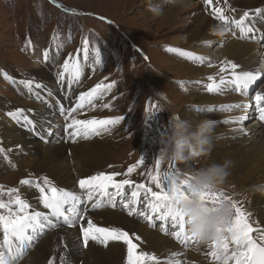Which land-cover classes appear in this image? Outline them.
<instances>
[{"label":"rangeland","instance_id":"1","mask_svg":"<svg viewBox=\"0 0 264 264\" xmlns=\"http://www.w3.org/2000/svg\"><path fill=\"white\" fill-rule=\"evenodd\" d=\"M195 1L200 3L198 12L210 18L214 17L212 15L213 6L224 8L225 15L233 19H238L235 13L242 15L243 11H250L252 15L245 23L250 22L253 31H257L256 35L253 31L243 34L240 31H235L231 33L233 36L229 39L235 38L236 40L238 38L241 40L248 36L252 40L255 39L253 42H256L253 45H257L259 42L264 44V33L262 35L259 29L262 25L259 22L264 24V13L256 15L253 11L256 8L264 9V2L257 4L256 8L245 9L243 6L245 0H213L212 6L205 4V13L202 2ZM175 4L177 3H173L171 0H55V2L53 0H0V115L8 117L9 107L4 102L16 105L24 109L25 115L33 122L28 127L18 124L24 129L23 132L33 133L32 135L45 144L58 143L63 141L62 137L66 135V131L63 135L60 134L64 126L63 123L61 126L59 125L60 114H62L63 108L72 102L76 91L87 92L97 84H113L111 91L107 94V98L112 103L104 112H100L101 110L97 108L99 103L97 98L91 105L85 104L84 107H96V115H94L96 118L99 115H101V119L115 116L124 117L119 124L122 131L126 133L124 135L125 142H122L123 146L109 153L107 163L109 166L121 168L124 173L127 172L129 166H136L128 177L131 179L141 177L138 181L149 182L147 174L149 171L153 173L155 170L156 172V160L161 147V139L170 130L171 115L178 113L182 117L184 110L196 113L199 108H202L194 107V104L191 105L187 100L193 84L188 83L189 88L186 87L187 70L191 66L210 67L212 61V59L208 60L205 56L197 53L195 56L203 57L202 61L168 50L169 47L177 49L182 47L183 50L189 48L187 45L188 36L195 30L193 26L188 33L180 34V45L172 43L171 30L177 29L178 25L170 24V21L166 22V13ZM59 5H63V7ZM153 7L160 9L159 14H155L151 10ZM181 10L178 9L176 14L179 13L182 16L184 12ZM191 11L187 13L188 15L186 14L187 21L194 20L191 17H194L195 10ZM214 20L218 24L221 22L215 17ZM232 28L238 29L235 24L229 22L225 29L229 31ZM85 41H87L86 45ZM209 42L207 41L208 44L218 47L221 46L220 43L223 40L215 39ZM85 47L88 49L86 59L83 57L82 51ZM78 49L81 50L78 56L82 65L81 74L75 78L71 73H66L61 78L57 71L63 68L65 60L77 55ZM45 52H47V60L44 58ZM180 56L186 61L177 58ZM213 69L216 71L218 68ZM27 79L34 82V88L31 90L19 83L20 80ZM35 84H41L43 87L35 88ZM206 84L203 83L202 88L205 89ZM232 91L229 88L213 93L224 96ZM248 98L250 100L251 95ZM2 103L6 108L2 106ZM228 106L221 110L229 111L230 107ZM249 114L253 117V113ZM49 115H51L49 124L45 125ZM234 119L229 117L222 123L228 126L238 125L237 120ZM10 121L13 125L17 124L11 118L8 122L10 123ZM2 128V135L0 128V148L4 149V153L0 154V186L6 190L18 188L20 195L30 201L31 187L21 185L22 179L38 180L47 175L54 184H56V180L50 174L35 175L36 172L25 167V163L29 159H17L16 156L14 159L8 146L7 137H5L8 132L5 126ZM82 139L77 138L74 142H79ZM113 140L118 142V139ZM25 151L27 153L23 154L28 155V150ZM67 154L71 156L70 150ZM142 158L143 163H138ZM204 158L210 159L206 156L201 157L195 163L198 166H206L211 163ZM13 160L16 163L11 165L6 163H11ZM71 162H73L72 158ZM3 163L8 165L4 169L1 165ZM175 165L178 169V176H180L179 172L184 165ZM169 166L170 164L161 162L159 170H163L164 173L169 170ZM161 182L166 183L163 179ZM225 188L235 192L234 198H231L242 210L246 209L252 214L251 218L248 217L249 223L264 229V222L260 219L259 210L253 202L252 190L232 176L228 177ZM132 191L133 189L130 188V192ZM76 193L80 194L81 192ZM81 205H79L80 208L83 207ZM142 221L150 225L143 218ZM159 223L153 228H157ZM48 230L46 229L45 232ZM135 233L136 235L140 234L138 231ZM163 233L169 236L164 231ZM2 241L0 239V243ZM109 243L110 247L112 243ZM108 246L100 245L105 251ZM125 251L124 248V256H126ZM28 254L30 255L29 251L24 256ZM123 264H125V260Z\"/></svg>","mask_w":264,"mask_h":264},{"label":"bare ground","instance_id":"2","mask_svg":"<svg viewBox=\"0 0 264 264\" xmlns=\"http://www.w3.org/2000/svg\"><path fill=\"white\" fill-rule=\"evenodd\" d=\"M262 2L264 0H245L243 6H245V9L251 7L256 8V5ZM203 6L205 7L204 2H202ZM198 7H200V3L195 0H182L172 6L166 13V22L170 21V24L175 23L178 25L177 29L171 30L173 34L172 43L180 45V34L188 33L194 26L195 30L188 36L187 45L189 48H185V50L195 55L196 53L203 55L208 60L212 59L211 65H209L210 67L191 66L187 70L185 75L186 87L189 88L188 83H193L187 100L191 105L194 104V107L198 106V108H202H199L196 113L194 111L184 110L182 118L200 119L207 117L215 121V131L222 133V135L219 138H213L210 152L206 156L210 157V159H204L211 163H221L225 159H232L234 161L230 176L237 178L238 181H242L245 187L252 190L254 205L258 208L259 217L264 222V192L256 191L253 188V186L264 185V123L259 122L252 115L250 116L249 113L254 112V105H252L253 101L248 98L254 91L264 89V77L262 75L254 85L250 86L246 93L232 91L221 96L213 92H208L204 87L202 88L203 83L209 82V76H215L218 81L221 75L229 74L220 73L221 62L225 60H230L238 64L240 66L238 71L251 70L264 73V44L263 42H259L257 45H253L256 42H253L255 39L252 40L248 36L241 38V40H238V38L236 40L235 38L233 40L229 39L233 36L231 35L232 32L240 31L241 33V30H238L239 28H232L229 31L226 30L225 24H220L221 22L218 24L214 20V17H211V19L203 13H199ZM178 9H182L181 11L184 12L182 16L179 13L176 14ZM190 10H195L194 17H191L194 20L190 19L193 22L187 21L188 17H186V14ZM235 16L239 19L240 15L235 13ZM259 23L262 24L258 27L263 35L264 24L263 22ZM216 25L224 27L223 35H218L212 30V27ZM253 33L256 35L257 31H253ZM215 39L223 40L220 43L221 46L217 47L207 43V41H214ZM179 49L183 50L182 47ZM84 58L83 60L86 59ZM177 58L184 60L182 56ZM259 59L260 61H258ZM215 67L218 68L216 71L213 69ZM57 72L59 76V73L63 72V68ZM255 87H257L256 90L254 89ZM110 91L111 89L104 91L102 95L96 97L99 100L97 108L101 110L100 112H104L109 107H105L104 105H110L112 103L107 98V94ZM81 92L84 91H76L72 102L68 103V106H65L62 114H60L59 125H61L60 123L64 124L60 132L61 135L65 132L66 124L71 122V118L68 117V112L76 106ZM4 103L9 107V111L15 110L18 107L10 103ZM4 103H2V106L6 108ZM238 103H245V105H248L247 109L230 107L229 111L221 110L226 109L227 105ZM95 108H78L73 115L76 119H92L96 115L97 109L95 110ZM52 114L53 112L51 111ZM34 115L36 114L34 113ZM51 115H49V119L45 122V125L49 124ZM244 115H247L248 119L242 121L236 119L238 125L231 124L228 126L222 123L223 120L229 117L235 118ZM38 117H40L39 114ZM100 117L101 115L97 119H101ZM9 119L8 117L0 115V128L1 135L3 134L2 126H5L8 132L5 137H7V141L9 142L8 146L14 159L15 156L17 159H29L25 163V167H29L36 172L35 175L50 174L56 180V186L68 191L81 192L77 188V183L80 178L85 176L98 172H117L122 174L117 179L124 177V172L121 168L110 167L107 163L109 153L123 146L122 142H125L124 135L126 133L122 131L120 124L112 126L108 131L102 132L100 136H91L87 139L83 138L79 142H74L70 139L66 132V135L62 137L63 141L45 144L32 135L33 133L29 131L23 132L22 130L24 129L20 125H13L11 121L9 123ZM241 128L244 129L243 132L240 131ZM49 130L51 131V129ZM113 139H118V142H115ZM25 150H28V155L23 154L27 153ZM69 150L71 156L67 154ZM71 158L73 162H71ZM6 163L11 165L16 162L13 160L11 163ZM7 164H1L3 166L2 169L7 167ZM126 178L131 179L128 176ZM141 182L150 183L146 182V180L138 181V183ZM153 190L156 189L153 187ZM38 195L35 187H31L30 203H32L33 208L36 210L47 211V209L43 208L42 204L37 202ZM130 196L131 192L129 189L127 197L130 198ZM141 199L143 201V198ZM78 207L80 208V206ZM82 208L80 209L82 210ZM87 218L92 219L95 224L101 227H120L128 231L130 235H136L135 231H138L140 233L138 236L141 239L136 240L134 235L133 242L139 245L140 250L156 254L162 264H168L169 260L179 261L180 264H216L207 255L211 251L207 244L194 245V243H189L187 245H179L178 243L180 242L175 240L171 234L166 236L160 226L153 228L143 222L141 217L129 216L127 210L122 208L118 200L115 208L105 206L92 209L89 204ZM253 235L257 236L259 234L255 233ZM0 239L3 240L2 233H0ZM111 243V246H108V249L106 248L107 251L95 243H91L89 247L85 248L80 241L79 224L73 226L60 224L58 227L49 229L46 232L44 231L43 234L39 235L38 240L28 250L30 255H23L21 257L22 259H18V261L20 259L21 261H17V264H48L50 259L55 261L54 264H123L126 257L123 254L124 248L127 250V246L122 242ZM173 253L176 255L173 256ZM61 257H63L64 262L61 261Z\"/></svg>","mask_w":264,"mask_h":264},{"label":"snow or ice","instance_id":"3","mask_svg":"<svg viewBox=\"0 0 264 264\" xmlns=\"http://www.w3.org/2000/svg\"><path fill=\"white\" fill-rule=\"evenodd\" d=\"M204 3L212 6L213 0H204ZM59 6L63 7V5ZM254 12L256 15H260L264 13V9L256 8ZM212 15L225 25L229 22L235 24L240 28L241 34L254 30L250 22L245 23L252 15L250 11H243L239 19H233L225 15L224 8L213 6ZM84 43L86 45L87 41ZM168 50L179 52L182 56L203 60V57H196L195 54L182 49L169 47ZM82 51L84 57L87 58V47ZM80 53L81 50L78 49L77 56ZM44 58L47 60V52H45ZM239 67L238 64L230 60L222 61L220 73L229 74L221 75L218 81L215 76H209L206 90L221 92L231 88L233 91L246 93L250 86L264 75L260 71H238ZM81 71L82 65L78 59L72 60L71 63L69 60H65L63 72L59 73V76L63 78L65 73H71L75 78H78ZM5 75L7 76V74ZM19 83L25 85L29 90L34 86L31 79L20 80ZM42 87L41 84H35V88ZM112 87L113 84H97L89 91L80 93L76 106L68 112L71 122L66 124L65 131L70 139L75 141L77 138L87 139L91 136H99L124 119L123 116L76 119L73 115L78 108H83L85 104L91 105L97 96ZM104 106L108 107L109 105ZM228 107L239 109L247 108L248 105L238 103ZM255 110L259 120L264 122V95L257 94L255 96ZM7 116L25 127L31 126L33 123L25 115V110L19 107L8 111ZM235 119L247 120L248 116L235 117ZM33 130L35 129L33 128ZM240 131L243 132L244 129L241 128ZM3 153L4 149L0 148V154ZM138 163H143V158ZM160 164L161 161L157 159L155 174L151 171L148 172L150 183H135L128 178L117 179L122 175L117 172H98L85 176L78 181L80 194L56 186L47 176L38 180L22 179L21 185L35 187L39 194L37 202L42 204L47 211L34 209L32 203L19 194L18 188L7 190L11 198L8 201L0 200V210H3L0 211V233L3 237V241L0 243V264H17L18 259L26 254L45 229H52L60 224L68 226L79 224L80 241L85 248L89 247L91 243L107 247L109 242H122L127 246L125 264H162L156 254L140 250L139 245L133 242L135 234L130 235L128 231L120 227H101L95 224L92 219L87 218L89 204L92 209L105 206L115 208L117 197H121L119 203L123 209L127 210L129 216H139L152 227H156L158 222H161L159 223L161 230L166 234H171L181 244H202L186 228V218L179 208L180 200L187 196L184 189L188 186V179L178 176L176 165L170 164L169 170L163 173V181L166 183H162ZM135 167L129 166L123 175L130 176ZM151 184H154L157 190H153ZM126 186L133 187L130 198L125 196ZM0 190H2V186H0ZM201 195L202 198H207L210 203H216L222 196L224 199H231L230 196L222 192H207ZM141 198H143V202ZM81 204L84 205L82 210L78 207ZM232 206L235 214L225 229V234L203 243L211 249L207 255L216 264H264V229L253 228L249 223L248 214L233 199ZM170 229L172 230L169 233ZM254 232L259 235L254 236ZM135 239L140 240L141 238L135 235ZM175 255L173 253V256ZM61 261H63V257H61ZM48 264H53V260L50 259ZM168 264H180V262L169 260Z\"/></svg>","mask_w":264,"mask_h":264},{"label":"clouds","instance_id":"4","mask_svg":"<svg viewBox=\"0 0 264 264\" xmlns=\"http://www.w3.org/2000/svg\"><path fill=\"white\" fill-rule=\"evenodd\" d=\"M178 3L179 0H171ZM159 14L160 9H151ZM212 30L223 35V26H213ZM222 133L215 131V121L204 117L200 119L182 118L178 113L170 117V130L162 137L158 159L168 164H183L180 170L181 178H187L189 183L184 191L185 198L180 200L179 208L187 221L188 231L194 238L205 243L225 234V229L234 216L232 198L223 196L210 203L202 198V193L222 192L234 166L232 159L221 163L212 162L206 166H198L195 162L210 152L213 138H219ZM254 190L264 192V185L253 186Z\"/></svg>","mask_w":264,"mask_h":264},{"label":"trees","instance_id":"5","mask_svg":"<svg viewBox=\"0 0 264 264\" xmlns=\"http://www.w3.org/2000/svg\"><path fill=\"white\" fill-rule=\"evenodd\" d=\"M61 124V123H60ZM61 126V125H60Z\"/></svg>","mask_w":264,"mask_h":264}]
</instances>
